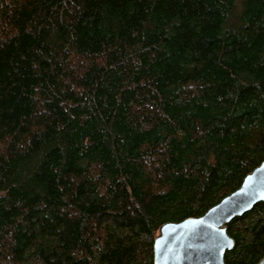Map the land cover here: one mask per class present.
<instances>
[{"label": "trees", "instance_id": "1", "mask_svg": "<svg viewBox=\"0 0 264 264\" xmlns=\"http://www.w3.org/2000/svg\"><path fill=\"white\" fill-rule=\"evenodd\" d=\"M263 159L264 0H0V264H153Z\"/></svg>", "mask_w": 264, "mask_h": 264}, {"label": "water", "instance_id": "2", "mask_svg": "<svg viewBox=\"0 0 264 264\" xmlns=\"http://www.w3.org/2000/svg\"><path fill=\"white\" fill-rule=\"evenodd\" d=\"M264 200V159L240 186L202 215L160 225L153 239V264H225L234 240L227 224ZM254 264H264V256Z\"/></svg>", "mask_w": 264, "mask_h": 264}]
</instances>
